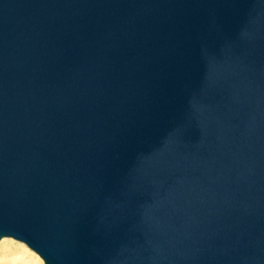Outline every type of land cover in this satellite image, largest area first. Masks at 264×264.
<instances>
[{"label": "water", "instance_id": "95a60500", "mask_svg": "<svg viewBox=\"0 0 264 264\" xmlns=\"http://www.w3.org/2000/svg\"><path fill=\"white\" fill-rule=\"evenodd\" d=\"M3 237L264 264V0H0Z\"/></svg>", "mask_w": 264, "mask_h": 264}, {"label": "rangeland", "instance_id": "374dc122", "mask_svg": "<svg viewBox=\"0 0 264 264\" xmlns=\"http://www.w3.org/2000/svg\"><path fill=\"white\" fill-rule=\"evenodd\" d=\"M25 248L23 243L21 244V242L9 237H3L0 241V264H40L41 259L36 256L37 254L30 253ZM24 251H27L32 257Z\"/></svg>", "mask_w": 264, "mask_h": 264}, {"label": "bare ground", "instance_id": "6f19581e", "mask_svg": "<svg viewBox=\"0 0 264 264\" xmlns=\"http://www.w3.org/2000/svg\"><path fill=\"white\" fill-rule=\"evenodd\" d=\"M2 240V239H1ZM0 240V241H1ZM22 244V243H21ZM24 245V244H23ZM25 246V245H24ZM26 247V246H25ZM26 250L28 249V252H30V253H33V254H35L36 255V253L35 252H33L32 250H30L29 248H25ZM27 251L25 252L24 251V253H26L28 256H30V257H32V255L31 254H29ZM36 256H38V255H36ZM39 257V256H38ZM40 258V257H39ZM41 259V258H40ZM40 264H42V261L40 260Z\"/></svg>", "mask_w": 264, "mask_h": 264}]
</instances>
